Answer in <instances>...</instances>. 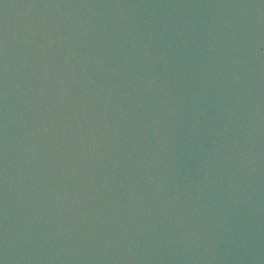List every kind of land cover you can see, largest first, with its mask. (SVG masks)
Wrapping results in <instances>:
<instances>
[{
  "label": "water",
  "instance_id": "95a60500",
  "mask_svg": "<svg viewBox=\"0 0 264 264\" xmlns=\"http://www.w3.org/2000/svg\"><path fill=\"white\" fill-rule=\"evenodd\" d=\"M0 264H264V0H0Z\"/></svg>",
  "mask_w": 264,
  "mask_h": 264
}]
</instances>
